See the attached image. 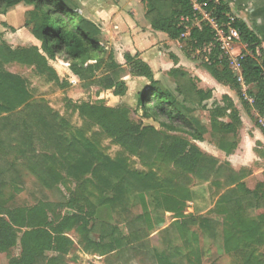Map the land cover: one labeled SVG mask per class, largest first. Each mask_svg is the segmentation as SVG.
<instances>
[{
  "label": "rangeland",
  "instance_id": "1",
  "mask_svg": "<svg viewBox=\"0 0 264 264\" xmlns=\"http://www.w3.org/2000/svg\"><path fill=\"white\" fill-rule=\"evenodd\" d=\"M68 1L75 11L79 13L80 9L83 11L82 1L85 0H80L78 4L72 0ZM99 1L105 6L116 7V12L111 16L113 25L109 30L117 37L115 41L109 39L103 41L101 38L99 46L106 54L112 52L117 63L124 69L120 76L127 86L124 96H115L112 90L85 87L84 83L71 73L68 63L59 56L47 59L52 71L27 66L20 62L22 59L20 58L1 64L0 72L19 77L32 101L58 114L60 120L66 123L64 137L75 138L83 145H90L99 154L97 157L99 162L102 157L113 162H122L129 172L152 174L160 183L176 182L179 176H186L177 180L182 188L175 190L171 196L174 202L168 204L169 207L174 206L176 212H166L163 205L164 196L171 195L172 191H163L157 195L153 192L140 194L132 189H126L124 194L117 196L113 189L115 183L113 179L110 180L109 186H103L91 174L79 180L70 178L63 170L70 162L43 149L36 141H33L32 151L26 154L38 159L44 157L45 161L47 159L46 168L57 178L56 185L52 188L43 186L30 171L24 159L8 152L1 167L5 168L11 163L15 173L10 174L7 171L4 178L17 175L18 181L0 191V207L32 208L38 202H48L57 204L63 214H70L76 211L73 207L74 202L81 199L80 204L93 209L96 219L114 226L125 238H133V242L130 241L127 251L122 256L115 251L106 254L105 251L94 252L93 247L89 248L84 241L81 232L71 229L63 235L71 242V246L62 254L61 259H57L58 252L47 253V256L56 260L53 264H243L240 261L243 257L252 259L256 264H264V228L261 227L258 232L259 225L264 222V207L255 209L246 199L233 204L234 200L245 198L252 191L259 193L264 191V187L261 186L264 185V116H259L252 109L250 95L256 92V88L253 85L244 86L239 83L240 96L228 87L229 90L224 93L209 89V82L213 78L202 65L209 62L210 56L214 54V44L193 49L186 44L187 33L182 35L177 42L180 44L182 57L190 61L189 66L184 65V68L180 67L177 70L185 71L196 89L211 92L210 98L202 104L183 101L182 96L176 95V83L169 74L175 68L166 66L165 71H156L153 78L160 83V87L170 91L190 110L191 117L208 129L210 111L214 105H222L224 97L228 98L242 118L235 136V148L231 154H226L217 150L208 136L203 142L192 141L207 158V163L211 160L209 166L203 165V173L199 177L193 173L182 175L173 167L161 162L148 164V160L144 161L137 155L128 154L97 126L79 115L77 109L84 104L102 105L104 108L127 107L131 122L161 130L152 120L143 119L137 107V96L148 86V81L131 76L122 58L129 46L125 42L134 35V31L145 32L151 28L145 17L146 7L138 4L137 0ZM31 10V6L18 5L5 15H0V42L4 41L14 51L40 46V42L25 26L26 14ZM131 11L136 12L135 15H132ZM199 13L201 20L189 23L186 30L206 23L212 27L215 34L219 33L214 25L212 26L208 16L204 12ZM253 28L257 32L255 25ZM257 35L262 41L261 48L264 51V35L259 32ZM218 55L219 58L226 59L238 82L240 76L238 61L243 56L250 55V51L241 42H237L231 47L226 46V53L221 52ZM103 74L105 71L101 66L95 75L100 77ZM181 136L186 138L184 135ZM99 173L104 176L105 171L100 169ZM233 179L238 180V183L228 185L229 180ZM0 218L9 223L6 215H0ZM184 221H193L194 224H191V227H182ZM13 229L16 230L15 243L7 250L0 251V264H9L10 260L18 258L21 254L20 237L25 229L17 230L15 227ZM89 239L95 242L97 235L91 234ZM235 251H241L240 256L236 257Z\"/></svg>",
  "mask_w": 264,
  "mask_h": 264
},
{
  "label": "trees",
  "instance_id": "2",
  "mask_svg": "<svg viewBox=\"0 0 264 264\" xmlns=\"http://www.w3.org/2000/svg\"><path fill=\"white\" fill-rule=\"evenodd\" d=\"M142 1L146 3L145 17L151 29L165 34L172 41H180V37L187 33L186 44L193 49L214 44V54L212 53L210 61L202 66L216 82L235 90L240 96L239 82L231 72L226 59L219 58L218 54L221 51L219 45L215 43V32L212 27L200 23L189 31L186 28L189 23L201 20L199 13L201 11L224 33L228 27L236 30L239 41L250 51V55L243 56L238 61L242 83L244 86L253 85L256 88V92L250 94L251 107L259 116H264L262 41L243 21L233 18L227 2ZM20 4L32 7L26 14L25 26L40 42V46L14 51L7 43L1 41L0 65L22 58L20 62L27 66L52 71L47 59L59 56L68 63L71 73L82 81L85 87L112 90L115 96L125 95L127 86L120 78L124 69L117 63L112 52L106 54L99 46V28L81 17L68 0H0V15H5ZM181 19L188 20V23L182 22ZM123 59L131 76L148 81V86L137 96V107L143 119L152 120L161 130L131 122L127 107L104 108L102 105L84 104L77 109L79 115L97 126L128 154L137 155L144 161L148 160V164L161 162L173 167L182 175L193 173L199 177L203 173V165L209 166L211 161L207 163V158L192 141L203 142L208 136L217 149L226 154L232 153L240 117L228 98L224 97L223 104L214 105L210 111L208 129L191 117L190 110L181 104L175 95L160 87V83L154 80L150 67L139 59L138 54L124 53ZM101 66L105 74L97 77L95 74ZM169 74L175 80L176 95L182 96L183 101L202 104L210 98L211 92L196 89L185 71L174 69ZM65 126L66 123L60 120L58 114L32 101L19 77L0 72V191L18 181L17 175L4 178L7 171L10 174L15 173L11 163L6 164L5 168L1 167L8 152L24 159L30 171L43 186L52 188L56 185L57 178L46 168L47 159L45 161L44 157L38 159L26 154L32 151L33 141H36L43 149L70 162L63 168L64 173L70 178L79 180L91 174L103 186H109L110 180L113 179L115 181L113 189L117 196L124 194L126 189H132L140 194L153 192L157 195L163 191H172L171 195L164 196L163 205L166 212H176L175 207H169L168 204L174 202L171 196L175 190L182 188L177 180L186 176H179L176 182L160 183L152 174L129 172L122 162H113L106 157L100 158L99 162L97 159L99 154L90 145H83L75 138L64 137ZM100 169L105 171L104 176L99 173ZM234 183H238V180H229L228 185ZM261 186L264 187L262 184ZM244 199L249 200L251 207L255 209L264 207V191L261 193L252 191L245 198L234 200L233 204ZM80 203L81 199L74 202L73 207L76 211L70 214H63L57 204L48 202H38L32 208L0 207V215H6L9 220V223H6L0 218V251L14 245L16 238L14 227L17 230L25 229L20 237L21 254L18 258L10 260L9 264H53L56 260L47 256V253L58 252L57 259H61L62 254L71 246V242L63 235L71 229L81 232L84 241L89 248L93 247L94 252L105 251L108 254L115 251L122 256L127 251L129 243L133 242V238H125L114 226L96 219L94 210L85 208ZM191 224H194L193 221H184L182 227H191ZM261 224L258 232L261 227L264 228V222ZM91 234L97 235L95 242L89 239ZM234 254L236 257L240 256L241 251H235ZM240 261L243 264H256L252 259L244 257Z\"/></svg>",
  "mask_w": 264,
  "mask_h": 264
},
{
  "label": "crops",
  "instance_id": "3",
  "mask_svg": "<svg viewBox=\"0 0 264 264\" xmlns=\"http://www.w3.org/2000/svg\"><path fill=\"white\" fill-rule=\"evenodd\" d=\"M72 1H74L75 3L81 2L80 0ZM224 1L228 3L231 10V14L235 16V18L243 21L246 26L253 32L255 31L253 25H255L257 32L264 35V0ZM137 2L138 4H143L144 7H146V3L144 1L137 0ZM82 5L84 7L83 11L80 9V13L77 12V10L76 12L81 17H83L84 19L99 28V45H101V38L103 41H107L108 39L111 41H115L117 35L114 36V34L109 29L113 25V19L111 21V16L113 15V13L116 12V7H108L107 5L105 6L100 1L98 2V0H85L82 1ZM108 8H112L111 11L107 10ZM130 13L132 15H135L136 12L131 11ZM257 32L255 31L256 35ZM125 43L129 45L125 49V53H129L131 55L138 54L139 59H141L150 67L154 76H156V71H165L164 69L166 66L175 69H179L180 67L184 68V65L189 66L190 60L182 57L181 55L182 52L180 50V44H178L177 41H172L168 39L165 34L155 31L153 29H150L149 31L146 30L145 32H138L137 30H135L134 35H131V38L127 39ZM169 58H171V60ZM182 58H184V61ZM174 62H176L175 65ZM189 73L191 72L189 71ZM209 83L210 84L208 88L212 90L215 89L217 92L224 93V91L229 90L227 89V87L219 84L213 79H211ZM217 150L215 151V154Z\"/></svg>",
  "mask_w": 264,
  "mask_h": 264
},
{
  "label": "built area",
  "instance_id": "4",
  "mask_svg": "<svg viewBox=\"0 0 264 264\" xmlns=\"http://www.w3.org/2000/svg\"><path fill=\"white\" fill-rule=\"evenodd\" d=\"M196 9L199 10L198 7H196ZM182 22H185V23H188V20H184V19H181ZM210 22H212L210 20ZM214 25V28L217 29V31L219 33H216L215 34V43L219 45V49L221 52H224L226 53V46L227 47H231L235 44H237V42H240L239 41V34L236 30H234L233 28L231 27H228V30L226 33H224L220 28H218L213 22H212V26ZM208 45H212V43L208 44ZM207 46V45H206ZM239 66V64H237ZM240 68V67H239ZM264 73V72H263ZM238 82L239 83H242V78H241V75L239 76L238 78ZM243 84V83H242Z\"/></svg>",
  "mask_w": 264,
  "mask_h": 264
}]
</instances>
